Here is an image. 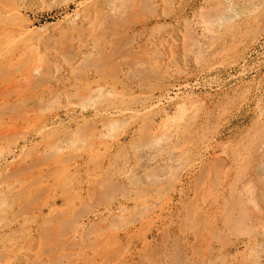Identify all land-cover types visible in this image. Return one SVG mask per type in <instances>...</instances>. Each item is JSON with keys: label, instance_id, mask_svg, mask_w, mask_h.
Listing matches in <instances>:
<instances>
[{"label": "rangeland", "instance_id": "obj_1", "mask_svg": "<svg viewBox=\"0 0 264 264\" xmlns=\"http://www.w3.org/2000/svg\"><path fill=\"white\" fill-rule=\"evenodd\" d=\"M2 1L0 264H264V220L243 198L264 161V0ZM29 64L41 71L15 83Z\"/></svg>", "mask_w": 264, "mask_h": 264}, {"label": "bare ground", "instance_id": "obj_2", "mask_svg": "<svg viewBox=\"0 0 264 264\" xmlns=\"http://www.w3.org/2000/svg\"><path fill=\"white\" fill-rule=\"evenodd\" d=\"M4 1H5V0H4ZM225 1H226V0H225ZM228 1H229V0H228ZM5 2H6V1H5ZM186 2H187V1H186ZM6 3H8V0H7ZM11 3H12V2H11ZM225 3H226V2H225ZM225 3L222 2V4H220V5H225ZM228 3H229V2H228ZM228 3H227V4H228ZM189 4H190V3H189ZM229 5H230V4H229ZM9 7H11L10 4H9V6H8V5H5V4L3 3V1L0 2V22H1L2 24L6 25V27H8L7 25L9 24L10 15H11L12 12H13V11H12L13 9H12V8H9ZM230 7H231V6H230ZM222 8H223V9H222V12H223V11L225 10V8H224L223 6H222ZM226 8L228 9V7H226ZM241 8H242V7H240V10H241ZM214 9L216 10V8H214ZM219 9H221V8H219ZM240 10H239V11H240ZM211 11H212V10H211ZM228 11H229V9H228ZM230 11H231V10H230ZM234 11H235V10H234ZM234 11H233V12H234ZM239 11H236V12H239ZM212 12H213V11H212ZM217 12H218V11H217ZM222 12H221V10H220V12H218V13H220V14L218 15V18L216 19V21H222V20H225V19L228 18V17L230 18L231 14L229 15L228 13H226V11H224L223 13H222ZM233 12H232V13H233ZM221 13H222V14H221ZM229 13H230V12H229ZM240 13H241V11H240ZM242 13H243V12H242ZM111 14H113L112 11H111V10H108L104 15H111ZM211 14L214 15V13H211ZM233 14H234V13H233ZM233 14H232V15H233ZM234 15H235V14H234ZM236 15H237V14H236ZM238 15H239V13H238ZM240 15H241V14H240ZM242 16H243V15H242ZM95 17H96V15H95ZM101 18H102V15H101ZM216 21H214V23H215ZM96 23H97V22H96ZM218 23H219V22H217L216 24H218ZM216 24H215V25H216ZM10 26H11V25H10ZM6 27H5V29H6ZM97 27H98V26H97ZM1 28H2V27H0V29H1ZM93 28H95V27H93ZM100 30H101V29H100ZM5 31H6V30H5ZM10 32H11V31H10ZM89 32H90V31H89ZM79 33H80V32H79ZM103 33H104V32H103ZM0 34H4L3 31H2V33L0 32ZM8 34H9V33H7V35H8ZM12 36H13V35H12ZM65 36H66V35H65ZM99 36H100V35H99ZM113 38H114V37H113ZM12 40H13V39H12ZM70 41H71V40H70ZM73 43H74V42H73ZM104 44H105V43H104ZM93 45H94V44H93ZM52 47H53V46H52ZM96 47L98 48L99 46H96ZM95 49H96V48H95ZM5 51H6V50H5ZM5 51H4V52H5ZM32 51H33V50H32ZM47 51H48V49H47ZM30 52H31V51H30ZM98 52H99V51H98ZM5 53H6V52H5ZM9 53H10V52H9ZM18 53H19V52H18ZM18 53H17V54H18ZM25 53H27V52H25ZM25 53H23V54H25ZM17 54L14 53V55H17ZM19 54H20V53H19ZM21 54H22V53H21ZM28 54H29V53H28ZM98 54H99V56H100V53H98ZM101 54H102V53H101ZM11 55H13V54H11ZM14 55H13V56H14ZM42 55H43V54H42ZM82 55H83V54H82ZM90 55H91V54H90ZM20 56H21V55H20ZM26 56H27V54H26ZM4 57H5V56H4ZM6 57H7V56H6ZM9 57H10V56H9ZM9 57H8V61H9ZM11 58H12V56H11ZM22 58H23V57H21L20 59H22ZM30 59H31V58H30ZM125 59H126V58H125ZM10 60H12V59H10ZM16 60H17V59H16ZM24 60H25V58H24ZM31 60H33V59H31ZM31 60H30L29 62H31ZM4 61H6V60H4ZM17 61H18V60H17ZM17 61H15V62H17ZM40 61H41V60H40ZM47 61H48V60H47ZM100 61H101V60H100ZM2 62H3V61H1V63H2ZM21 62H24V63H25V61H23V60H22ZM98 62H99V61H98ZM6 63H7V62H6ZM8 63H9V62H8ZM10 63H12V62H10ZM10 63H9V65H10ZM96 63H97V62H96ZM130 63H132V62H130ZM134 63H135V62H134ZM136 63H137V62H136ZM12 64H13V63H12ZM16 64H17V63H16ZM20 64L22 65V63H20ZM30 64H31V63H30ZM30 64H29V66H30L29 68H27V67H28V66H27L25 69L20 70L19 74H18V72H16V73L19 75V77H20L21 79H20L19 81H18V78H17V80L15 79V80H14L15 83H16V81H17V82H20L21 80H26L25 82L28 81V83H29V82L32 80L31 78H32L33 76H36V74L38 75L37 71H38V70L41 71L40 67H38V68H32V69H31V67H32L33 65L31 66ZM32 64H34V63H32ZM27 65H28V64H27ZM41 65H42V64H41ZM107 65H108V63H107ZM7 66H8V65H7ZM22 66H23V65H22ZM25 66H26V65H25ZM25 66H24V67H25ZM85 66H86V65H85ZM102 66H105V65L102 64ZM8 67H9V66H8ZM18 67H19V65H18ZM94 67H95V66H94ZM97 67H98V66H97ZM114 67H115V66H114ZM130 67H131V66H130ZM9 68H11V67H9ZM14 68H17V66L15 65ZM20 68H21V67H20ZM20 68H19V69H20ZM106 68H108V67H106ZM131 68H132V67H131ZM131 68H130V70H133V68H132V69H131ZM78 69H79V67H78ZM78 69H77V70H78ZM8 70H9V69H8ZM14 70H15V69H14ZM16 70H17V69H16ZM16 70H15V71H16ZM55 70H56V69H55ZM57 70H58V69H57ZM72 70H73V69H72ZM88 70H89V69H88ZM127 70H129V69H127ZM95 71H96V70H95ZM98 71L100 72L101 70H98ZM104 71H105V70H104ZM108 71H109V70H108ZM136 71H137V70H136ZM58 72H59V71H58ZM76 72H77V71H76ZM99 72H98V73H99ZM106 72H107V71H106ZM14 73H15V72H14ZM14 73H12V75H13ZM71 73H73V72H71ZM96 73H97V72H96ZM98 73H97V75H98ZM102 73H103V72H101L100 74H102ZM40 74H41V73H40ZM45 74H46V73H45ZM45 74H43V75H45ZM55 74H56V73H55ZM77 74H78V72H77ZM81 74H82V73H81ZM94 74H95V73H94ZM104 74H105V73H104ZM110 74H111V73H110ZM129 74H130V73H129ZM71 75H72V74H71ZM135 75H136V74H135ZM137 75H138V74H137ZM13 76H14V75H13ZM102 76H103V75H102ZM97 77H100V76H97ZM133 77H134V76H133ZM14 78H16V75H15ZM93 78H94V77H93ZM12 79H13V77H12ZM29 79H31V80H29ZM132 79H133V78H132ZM34 80H35V79H34ZM97 80H98V79H97ZM97 80H95V81H97ZM104 80H105V79H104ZM104 80H103V81H104ZM36 81H37V80H36ZM103 81H102V82H103ZM114 81H115V80H114ZM32 82H33V81H32ZM32 82H31V83H32ZM97 82L99 83V82H101V81H97ZM97 82H96V85H97ZM7 83H8V82H7ZM9 83H11V81H10ZM21 83H22V81H21ZM31 83H30V87H31ZM93 83H95V82L93 81ZM107 83H108V82H107ZM101 84H102V83H101ZM103 84H104V82H103ZM4 85H7V84H4ZM9 85H10V84H9ZM12 85L14 86L15 84L13 83ZM16 85H18V84H16ZM26 85H27V83H26ZM28 85H29V84H28ZM28 85H27V86H28ZM19 86H21V85H19ZM24 86H25V85H23L22 87L24 88ZM27 86H25V87H27ZM100 86H102V85H100ZM15 87H16V86H15ZM22 87H21V88H22ZM43 87H44V86H43ZM96 87H98V86H96ZM103 87H104V86H103ZM103 87H102V88H103ZM8 88H9V86H6V89L3 90V91H7ZM31 88H32V87H31ZM31 88L28 87V89H31ZM10 89H12V87H10ZM10 89L8 90L9 93L11 92ZM16 89H17V88H16ZM18 89H19V88H18ZM28 89H25V90L27 91ZM37 89H38V88H37ZM95 89H96V88H95ZM95 89H94V90H95ZM114 89H115V88H114ZM13 90H14V89H13ZM21 90H24V89H19L20 92H21ZM96 90H97V89H96ZM98 90H99V87H98ZM3 91H2V92H3ZM8 91H7V92H8ZM15 91H16V90H14V91L12 92V94L10 93V95H14V94H15ZM28 91H29V90H28ZM88 91H91V90H88ZM113 91H114V90H113ZM115 91H116V90H115ZM0 92H1V90H0ZM7 92H6V94H7ZM85 92H86V91H85ZM91 92H92V91H91ZM21 93L23 94V93H27V92L24 91V92H21ZM18 94H19V93H18ZM18 94L16 93V95H18ZM108 94H109V93H107V95H108ZM115 94L118 95L117 93H115ZM1 95L4 96V97H3L4 99H5V96L8 97V94L5 95V94L3 93V94H1ZM66 95H68V94H66ZM112 95H113V94H112ZM83 96H84V95H83ZM105 96H106V95H105ZM1 97H2V96H1ZM1 97H0V98H1ZM68 99H69V98H68ZM87 99H88V98H87ZM50 102H51V101H50ZM113 102H116V101H113ZM74 103H75V102H74ZM105 103H106V102H105ZM109 104H110V103H109ZM120 104H121V103H120ZM123 104H124V103H123ZM126 104H127V103H126ZM24 105H25V104H24ZM110 105H112V104H110ZM115 105H117V104H115ZM121 105H122V104H121ZM106 106H107V105H106ZM108 106H109V105H108ZM108 106H107V108H108ZM113 106H114V105H113ZM119 106H120V105H119ZM124 107H125V106H124ZM111 108H113V107L111 106ZM114 108H116V106H115ZM179 108H180V107H179ZM100 109H101V108H100ZM108 109H109V108H108ZM128 109H129V108H128ZM101 110H102V109H101ZM105 110H106V109H105ZM113 111H114V109H113ZM118 111H119V110H118ZM126 111H127V110H126ZM128 111H129V110H128ZM192 111H193V110H192ZM122 112H124V111L122 110ZM138 112H139V111H138ZM195 112L198 113L197 110H195ZM195 112H194V113H195ZM101 113H102V112H101ZM105 114H106V113H105ZM117 114H118V113H117ZM150 114H151V113H150ZM179 114H180V113H179ZM190 114H191V113H190ZM190 114H189V115H190ZM12 115H13V114H12ZM110 115H111V114H110ZM124 115H125V114H124ZM183 115H184V114H183ZM192 115H193V114H191V116H192ZM6 116H7V115H6ZM117 116H118V115H117ZM184 116H185V115H184ZM184 116H183V117H184ZM186 116H188V115H186ZM13 117H14V116H13ZM29 118H30V117H29ZM39 118H40V117H39ZM185 118H186V117H185ZM188 118H189V117H188ZM191 118H192V117H191ZM196 118L198 119V117H196ZM192 119H194V118H192ZM201 119H202V118H201ZM201 119H200V120H201ZM28 120H29V119H28V117H27V121H28ZM31 120H33V119H31ZM36 120H37V119H35V121H36ZM40 120H41V119H40ZM40 120H39V121H40ZM167 120H168V119H167ZM185 120H186V119H185ZM33 121H34V120H33ZM39 121H37V124L39 123ZM164 121H165V120H164ZM171 121H172V119H171ZM180 121H181V120H180ZM186 121H187V122H186ZM186 121H185L186 123L191 124L194 120H193V121L190 120V121H192L191 123L188 122L189 120H186ZM195 121H196V120H195ZM24 122H25V121H24ZM139 122H140V121H139ZM167 122H168V123H167ZM167 122H166V123L164 122L165 125H164V126H161L162 128L160 129V131H158V135L156 134V135L159 137V140H162V141H164L165 143L170 142V141L172 140L171 138H170V139H171V140H170L169 137H171V135H172L171 133H173V128H174V130H175V127H174L175 124L172 125L173 122H172V123L169 122V121H167ZM175 122H176V121H174V123H175ZM15 123H16V122H15ZM20 123H21V122H20ZM43 123H44V122H43ZM186 123H185V124H186ZM194 123H195V122H194ZM198 123H199V121H198ZM17 124H18V123H17ZM25 124H26V123H25ZM37 124H36V126H37ZM39 124H40V123H39ZM185 124H184V125H185ZM200 124H201V123H200ZM200 124H199V125H200ZM9 125H10V124H9ZM162 125H163V124H162ZM186 125H187V124H186ZM1 126H2V125H1ZM7 126H8V125H7ZM13 126H14V125H13ZM15 126H16V125H15ZM19 126H20V125H19ZM138 126H139V125H138ZM177 126H179V125H177ZM188 126H189V125H188ZM194 126H196V125L194 124ZM194 126H193V127H194ZM2 127H3V126H2ZM2 127H1V128H2ZM142 127H143V126H142ZM185 127H186V126H185ZM191 127H192V124H191ZM199 127H201V126H199ZM4 128H5V127H4ZM7 128H8V127H7ZM14 128H15V127H14ZM139 128H140V127H139ZM158 128H160V124H159V127H158ZM176 128H177V127H176ZM186 128H187V127H186ZM188 128H189V127H188ZM196 128H197V130H198V127H197V126H196ZM145 129H146V128H145ZM26 130H27V129H26ZM107 130H108V129H107ZM137 130H138V129H137ZM137 130H136V131H137ZM155 130H156V129H155ZM182 130H183V129H182ZM186 130H187V129H186ZM195 130H196V129H195ZM200 130H201V129H200ZM139 131H140V129L138 130V132H139ZM142 131H143V130H141V132H142ZM151 131H153V130L151 129ZM151 131H150V132H151ZM183 131H184V130H183ZM193 131H194V130H193ZM145 132H146V131H145ZM145 132H142V134L145 133ZM156 132H157V131H156ZM177 132H178V131H177ZM177 132H176V133H177ZM185 132H187V131H185ZM185 132H184V133H185ZM198 132H199V131H198ZM198 132H197V133H198ZM7 133H8V132H7ZM154 133H155V132H154ZM154 133H153V135H155ZM174 133H175V131H174ZM179 133L181 134L182 132L179 131ZM187 133H188V132H187ZM195 133H196V132H195ZM135 134H136V133H135ZM147 135H148V134H147ZM150 135H151V134H150ZM150 135H149V136H150ZM156 135H155V136H156ZM185 135H186V134H185ZM190 135H191V134H190ZM143 136H145V135H143ZM177 136H178V134H177ZM179 136H180V135H179ZM181 136H183V134H182ZM153 137H154V136H153ZM185 137L188 138V135L185 136ZM185 137H184V138L182 137V138L185 139ZM191 137H193V136H191ZM147 138L149 139V137H147ZM147 138H146V139H147ZM173 138H174V137H173ZM175 138H176V137H175ZM177 138H178V139H181L180 137H177ZM177 138H176V139H177ZM66 139H67V138H66ZM143 139H144V137H143ZM146 139H144V140H146ZM148 139H147V140H148ZM150 139H151V138H150ZM200 139H201V138H200ZM147 140H146V141H147ZM188 140H189V139H188ZM193 140H194V139H192V141H193ZM196 140H197V139H196ZM196 140H195V141H196ZM261 140L263 141L264 138L261 139ZM68 141H69V140H68ZM103 141H104V140H103ZM138 141H139V140H138ZM146 141H144V142L146 143ZM152 141H153V139H152ZM177 141H178V140H177ZM197 141H198V140H197ZM197 141H196V142H197ZM259 141H260V139H259ZM259 141H258V142H259ZM140 142H141V141H140ZM140 142H139V143H140ZM142 142H143V141H142ZM142 142H141V143H142ZM153 142L155 143V141H153ZM196 142H195V143H196ZM199 142H200V141H199ZM260 142H261V141H260ZM69 143H70V142H69ZM145 143H144V144H145ZM159 143H160V142H159ZM159 143H157V144H159ZM178 143H180V141H179ZM187 143H188V142H187ZM262 143H264V142H262ZM146 144H147V143H146ZM157 144H156V145H157ZM160 144H162V143H160ZM168 144H169V143H168ZM171 144H172V143H171ZM181 144H182V143H181ZM181 144H180V146H181ZM256 144H257V143H256ZM142 145H143V144H142ZM163 145H164V144H163ZM184 145L188 147V145H192V143L189 142L188 145H186V144L184 143ZM184 145H183V146H184ZM263 145H264V144H263ZM263 145H262V146H263ZM138 146H139V145H138ZM144 146H146V147H144V150H145V151L143 150V152H146V151H147V152L149 153V152L153 149V146H154V145L152 144V142H150V144H147V145H144ZM157 146H158V145H157ZM185 146H184V150H185ZM168 147H169V145H168ZM175 147L177 148V147H179V146H175ZM136 148H138V147H136ZM163 148H164V147H163ZM176 148H173V149L178 150V149H176ZM182 148H183V147H182ZM182 148L180 147V149H182ZM248 148H249V146H248ZM251 148L253 149L252 146H251ZM259 148H261V145H260ZM173 149H172V150H173ZM189 149H190V148H189ZM263 149H264V147H263ZM170 150H171V149H170ZM244 150L246 151V148H244ZM248 150H249V149H248ZM250 150H251V149H250ZM250 150H249V151H250ZM255 150H256V149H255ZM255 150H254V151H255ZM91 151H92V150H91ZM138 151H139V150H138ZM173 151H174V150H173ZM189 151H190V150H189ZM256 151H257V150H256ZM258 151H259V150H258ZM134 152H136V151H134ZM139 152H140V151H139ZM156 152H157V150L155 151V153H156ZM179 152H180V151H179ZM250 152H252V151H250ZM169 153H170V152H169ZM175 153H176V151H175ZM185 153H186V152H185ZM185 153H184V154H185ZM145 154H147V153H145ZM260 154H261V153H260ZM45 155H46V154H45ZM141 155H142V154H141ZM169 155H170V154H169ZM169 155H167V156H169ZM133 156H135V155H133ZM150 156H151L152 158H150L149 156H147L148 158H150V159H148V161H151L150 163H153L152 160L154 159V157H153L152 154H151ZM155 156H157V155H155ZM249 156H250V155H249ZM255 156H257V155H255ZM258 156L260 157V155H258ZM70 157H71V156H70ZM136 157H137L136 159H142L141 157L138 158V153H137V156H136ZM156 158H157V157H156ZM156 158H155V159H156ZM249 158H250V160H253V159H254V157H252L253 159H251V156H250ZM249 158H248V160H249ZM34 159H35V158H34ZM145 159H146V158H145ZM169 159H170V157H169ZM169 159H168V160H169ZM174 159H177V158H174ZM261 159H262V158H261ZM171 160H172V159H171ZM171 160H170V161H171ZM248 160H247V161H248ZM258 160H259V159H258ZM81 161H82V160H81ZM138 161H140V160H138ZM141 161H142V160H141ZM153 161H155V160H153ZM160 161H162V160L160 159ZM170 161H169V163L171 164ZM60 162H61V161H60ZM125 162H126V161H125ZM135 162H136V161H135ZM145 162H146V161H145ZM157 162H158V161H157ZM248 162H249V161H248ZM251 162H252V161H251ZM255 162H256V161H255ZM258 162H259V161H258ZM169 163H168V164H169ZM253 163H254V162H253ZM253 163H252V164H253ZM114 164H115V163H114ZM138 164H139V163H138ZM138 164H137V165H138ZM147 164H148V163L146 162V166H149V165H147ZM158 164H159V163H158ZM163 164H164V163H163ZM170 164H169V165H170ZM189 164H190V163H189ZM141 165H143V161H142V164H141ZM154 165H155V164H154ZM164 165H165V164H164ZM249 165H251V164H248V166H249ZM132 166H133V165H132ZM158 166H159V165H158ZM160 166L163 167L162 165H160ZM160 166H159V167H160ZM248 166H247V167H248ZM251 166H252V165H251ZM12 167H13V166H12ZM12 167H11V168H12ZM16 167H17V166H16ZM137 167H138V170H140V169H139L140 164H139ZM150 167H151V166H150ZM172 167H173V166H172ZM192 167H193V166H192ZM198 167H199V166H198ZM201 167H202V166H201ZM201 167H200V168H201ZM257 167H258V168H257V171H256L257 173H256V175H255L256 177L254 178V181L251 180V181L253 182V186H254V187H252L253 189L251 188L252 190H251L250 192H246V193H245L246 196L244 195L243 198H247V201H248V202H247V205L249 204V205H250L249 207H253V208H254V209H252L254 213H252V211H251V214H252V215L254 214L253 218L255 217V218L257 219V221L259 222V221H263V220H264V161L262 160V162L260 163V165L257 166ZM30 168H31V167H30ZM156 168H157V166H156ZM156 168H155V170H158V169H156ZM22 169H23V168H22ZM142 169H143V168H142ZM147 169H148V168H147ZM147 169H146V170H147ZM203 169L205 170V168H203ZM252 169H253V167H252ZM25 170H26V169H25ZM132 170H133V169H132ZM155 170L153 169V173H154ZM195 170H196V168H195ZM248 170H249V169H248ZM198 171H199V170H198ZM200 171H201V170H200ZM251 171H252V170H251ZM132 172H133V171H132ZM138 172H139V171H138ZM148 172H149V173H148ZM148 172H147V176H148V174H150L151 170L149 169ZM159 172H160V171H159ZM188 172H189V171H188ZM201 172H203V170H202ZM30 173H31V172H30ZM140 173H141V172H140ZM145 173H146V172H145ZM153 173H151V175H152ZM189 173H190V172H189ZM198 173H199V172H198ZM246 173H248V171H246ZM246 173H245V174H246ZM143 174H144V173H143ZM191 174H192V173H191ZM252 174H253V173H252ZM254 174H255V173H254ZM129 175H130V174H129ZM139 175H140V174H139ZM144 175H145V174H144ZM154 175H155V173H154ZM197 175H198V174H197ZM204 175H205V174H204ZM247 175H248V174H247ZM250 175H251V174H250ZM250 175H248V176H247L248 178L246 177V179H249V176H250ZM19 176H20V175H19ZM108 176H109V175H108ZM112 176H113V175H112ZM140 176L142 177V175H140ZM140 176H139V177H140ZM168 176H169V175H168ZM193 176H194V175H193ZM202 176H203V175H202ZM242 176L244 177V175H242ZM242 176H241V177H242ZM252 176H253V175H252ZM155 177H156V175L154 176V178H155ZM195 177H196V176H195ZM209 177H210V176H209ZM145 178H146V176H145ZM156 178H158V177H156ZM197 178H198V176H197ZM237 178H238V177H237ZM239 178H240V176H239ZM239 178H238V180H239ZM34 179H35V178H34ZM34 179H33L32 181H34ZM38 179H39V177H38ZM38 179H37V180H38ZM42 179H43V178H42ZM143 179H144V177H143ZM146 179H147V178H146ZM149 179H153V175H152L151 178L149 177ZM149 179H148V180H149ZM191 179H192V178H191ZM199 179H200V178H199ZM203 179H204V178H203ZM252 179H253V178H252ZM45 180H46V179H45ZM154 180H156V179H154ZM185 180H186V179H185ZM195 180H196V178H195ZM230 180H231V179H230ZM230 180H229V181H230ZM232 180H233V179H232ZM235 180H236V179H235ZM240 180H242V179H240ZM40 181H41V180H40ZM43 181H44V180H43ZM182 181H183V180H182ZM186 181H187V180H186ZM199 181H201V180H199ZM199 181L197 180L196 182H199ZM109 182H110V181H109ZM133 182H134V181H133ZM141 182H142V181H141ZM146 182H149V181H146ZM146 182H145V183H146ZM152 182H153V180H152ZM202 182H204V181H202ZM233 182H234V180H233ZM238 182L240 183V181H238ZM238 182L236 181V183H238ZM29 183H30V182H29ZM35 183H38V181L35 182ZM35 183H34V184H35ZM100 183H101V182H100ZM142 183H144V182H142ZM189 183H190V181H189ZM191 183H192V182H191ZM191 183H190V184H191ZM230 183H231V182H230ZM140 184H141V183H140ZM186 184H187V182H186ZM227 184H228V183H227ZM227 184H226V186H227ZM232 184H233V183H232ZM234 184H235V183H234ZM47 185H48V184H47ZM101 185H102V184H101ZM103 185H104V184H103ZM156 185H157V184H156ZM183 185H184V184H183ZM191 185H192V184H191ZM193 185L195 186L194 183H193ZM244 185H245V184H244ZM22 186H23V185H22ZM54 186H55V185H54ZM54 186H53V187H54ZM149 186H150V185H149ZM184 186H185V185H184ZM228 186H229V185H228ZM234 186H236V185H234ZM25 187H27V185H26ZM34 187H35V186H34ZM53 187H52V188H53ZM102 187H103V186H102ZM131 187H132V186H131ZM186 187H187V186H186ZM186 187H185V188H186ZM188 187H189V186H188ZM188 187H187V189H188ZM223 187H224V186H223ZM229 187H230V186H229ZM232 187H233V186H232ZM238 187L240 188V186H238ZM238 187H237V188H238ZM241 187H243V185H242ZM107 188H108V187H107ZM107 188H106V189H107ZM181 188H182V187H181ZM189 188H190V187H189ZM205 188H206V187H204V190H205ZM246 188H247V187H246ZM248 188H249V190H250V187H248ZM23 189H25V188H23ZM31 189H32V188H31ZM97 189H98V188H97ZM139 189H140V188H139ZM163 189H164V188H163ZM207 189H208V188H207ZM221 189H222V188H221ZM233 189H234V188H233ZM235 189H236V188H235ZM29 190H30V189H29ZM52 190H54V189H52ZM128 190H129V189H128ZM227 190H228V189H227ZM241 190H242V189H241ZM27 191H28V190H27ZM27 191H26V192H27ZM38 191H39V190H38ZM38 191H37V192H38ZM48 191H49V190H48ZM144 191H145V190H144ZM188 191H189V190H188ZM188 191H187V192H188ZM190 191H191V190H190ZM192 191H193V190H192ZM199 191H200V190H199ZM202 191H203V190H202ZM202 191H201V192H202ZM211 191H212V189H211ZM242 191H245V190H242ZM20 192H21V191H20ZM111 192H112V191H111ZM182 192H183V191H182ZM184 192H185V191H184ZM204 192H205V191H204ZM40 193H41V192H40ZM50 193H51V192H50ZM50 193H49V194H50ZM126 193H127V192H126ZM145 193H147V191H146ZM198 193H199V192H198ZM198 193H197V195H198ZM221 193H222V192H221ZM230 193H231V192H230ZM236 193H237V192H236ZM183 194H184V193H183ZM188 194H189V192H188ZM207 194L209 195V197H211V196L213 195V194H211V196H210V191H209V193H207ZM219 194H220V193H219ZM224 194H225V193H224ZM224 194H223V195H224ZM227 194H229V192H228ZM241 194H243V193H241ZM3 195H4V194H3ZM34 195H35V194H34ZM184 195H185V194H184ZM205 195H206V194H205ZM208 195H206V196H208ZM220 195H221V194H220ZM233 195H234V194H233ZM235 195H236V194H235ZM238 195L240 196V193H238ZM0 196H1V195H0ZM124 196H125V195H124ZM187 196H188V195H187ZM187 196H186V197H187ZM200 196H201V195H199L198 197H200ZM221 196H222V195H221ZM227 196H228V195H227ZM231 196H232V195H231ZM236 196H237V195H236ZM1 197H2V196H1ZM179 197H180V196H179ZM203 197H204V196H203ZM187 198H188V197H187ZM192 198H193V197H192ZM194 198H195V197H194ZM222 198H223V197H222ZM231 198L233 199L234 197H231ZM231 198H229V199H231ZM241 198H242V197H240L239 199H241ZM105 199H106V198H105ZM105 199H104V200H105ZM184 199H185V198H184ZM200 199H201V198H200ZM207 199H208V197H207ZM216 199H217V198H216ZM229 199H227V200L229 201ZM232 199H231V200H232ZM234 199H235V198H234ZM1 200H2V199H1ZM167 200H168V199H167ZM170 200H171V199H170ZM178 200H179V199H178ZM181 200H182V199H181ZM186 200H187V199H186ZM188 200H190V199L188 198ZM188 200H187L186 202H188ZM205 200H206V198H204V200H202V201L205 203V202L207 201V200H206V201H205ZM214 200H215V199H214ZM222 200H224V199H222ZM222 200H221V201H222ZM227 200H225V201H227ZM242 200H243V199H242ZM245 200H246V199H245ZM11 201H12V200H11ZM196 201H197V200H196ZM196 201H195V202H196ZM202 201H201V202H202ZM211 201H212V200H211ZM234 201H235V200H234ZM234 201L232 200V202H234ZM236 201H237V199H236ZM5 202H6V201H5ZM171 202H172V201H171ZM173 202H174V201H173ZM175 202H176V201H175ZM192 202H193V201H192ZM192 202H190V203L194 205V203H192ZM198 202H199V199H198ZM222 202H223V201H222ZM230 202H231V201H229L228 204H229ZM241 202H242V201H241ZM44 203H45V202H44ZM90 203H91V202H90ZM100 203H101V202H100ZM212 203H213V202H212ZM216 203H217V201H216ZM223 203H224V202H223ZM223 203H222V204H223ZM234 203H235V202H234ZM243 203H244V201H243ZM12 204H13V203H12ZM157 204H158V203H157ZM171 204H172V203H171ZM177 204H181V203H177ZM188 204H189V202H188ZM213 204H214V203H213ZM232 204H233V203H232ZM236 204H238V202L235 203V204H233V205L236 206ZM245 204H246V201H245ZM153 205H154V204H153ZM174 205H175V204H174ZM189 205H190V204H189ZM189 205H188V206H189ZM217 205H218V204H217ZM220 205H221V204H220ZM226 205H227V204L224 203V206H226ZM230 205H231V204H230ZM230 205H229V206H230ZM238 205H240V207L242 206V204H238ZM238 205H237V208L239 209V206H238ZM7 206H8V205H7ZM150 206H151V205H150ZM181 206H182V205H181ZM183 206H184V205H183ZM185 206H186V204H185ZM185 206H184V207H185ZM199 206H200V204H199ZM213 206H215V205H213ZM244 206H245L246 208L248 207V206H246V205H243V208H244ZM173 207H174V206H173ZM190 207H191V206H190ZM196 207H197V205H196ZM210 207H211V206H210ZM210 207H208V208L210 209ZM215 207H216V206H215ZM217 207H219V206H217ZM188 208H189V207H188ZM197 208H198V207H197ZM202 208H203V207H202ZM202 208H201V209H202ZM206 208H207V207H206ZM212 208H213V207H212ZM237 208H236V209H237ZM51 209H52V208H51ZM144 209H145V208H144ZM146 209H147V208H146ZM146 209H145V211H146ZM149 209H150V208H149ZM170 209H171V208H170ZM174 209H175V208H174ZM191 209H193V207H192ZM191 209L189 208V211H191ZM195 209H196V208H195ZM201 209H200V210H201ZM214 209H215V208H214ZM216 209H217V208H216ZM216 209H215V210H216ZM226 209H227V208H226ZM226 209H225V210H226ZM240 209H241V208H240ZM125 210H126V209H125ZM186 210H187V209H186ZM202 210H203V209H202ZM204 210H205V209H204ZM211 210H212V209H211ZM211 210H210V211H211ZM218 210H219V209H218ZM225 210H224V211H225ZM243 210H244V209H243ZM243 210H241V212H240L241 214H242V211H243ZM246 210H247V209H246ZM246 210L244 211V213H246ZM145 211H144V212H145ZM182 211L184 212V210H182ZM189 211H188V212H189ZM208 211H209V210H208ZM222 211H223V210H220V212H222ZM227 211H230V210L227 209ZM231 211H232V210H231ZM233 211H234V210H233ZM233 211H232V212H233ZM236 211H238V210H236ZM3 212H4V211H3ZM52 212H53V211H52ZM105 212H106V211H105ZM168 212H169V211H168ZM191 212H192V211H191ZM202 212H203V211H202ZM206 212H207V211H206ZM212 212H213V210L211 211V213H212ZM247 212H248V210H247ZM126 213H127V212H126ZM192 213H193V212H192ZM197 213H199V212H197ZM209 213H210V212H209ZM234 213H236V212L234 211ZM20 214H21V213H20ZM171 214H172V213H171ZM185 214H188L187 211L185 212ZM215 214H216V213H215ZM217 214H218V213H217ZM220 214H221V213H220ZM220 214H218V215L221 216L222 214H221V215H220ZM223 214H224V213H223ZM231 214H232V213H231ZM172 215H173V214H172ZM179 215H181V214H179ZM197 215H198V214H197ZM206 215H207V214H206ZM206 215H205V216H206ZM235 215H237V213H236ZM245 215H247V214H245ZM252 215H251V217H252ZM190 216H191V215H190ZM200 216H201V215H200ZM208 216H209V215H207V217H208ZM231 216H232V215H231ZM237 216H238V219H239V216H241V215L238 214ZM107 217H108V216H107ZM160 217H161V216H160ZM194 217H195V216H194ZM194 217H193V219H196V218H194ZM198 217H199V216H198ZM224 217H225V216H224ZM234 217H235V216H234ZM242 217H243V216H242ZM191 218H192V216H191ZM202 218H203V213H202ZM231 218H232V217H231ZM226 219H227V218H226ZM235 219H237V218H235ZM238 219H237V220H238ZM240 219L242 220V218H240ZM247 219H248V218H247ZM249 219H250V218H249ZM86 220H87V219H86ZM124 220H125V219H124ZM128 220H129V219H128ZM188 220H190V217L188 218ZM213 220H214V219H213ZM215 220H216V217H215ZM233 220H234V219H233ZM233 220H232V221H233ZM45 221H46V220H45ZM120 221H121V220H120ZM203 221H204V220H203ZM222 221H223V219H222ZM229 221H230V220H229ZM232 221H230V222H232ZM234 221H235V220H234ZM244 221H246V220H244ZM253 221H255V219H254ZM253 221H252V222H253ZM181 222H183V221L181 220ZM188 222H189V221H188ZM195 222H196V221H195ZM197 222H199V221H197ZM205 222H206V221H205ZM216 222L218 223L217 220H216ZM225 222H226V221H225ZM236 222H237V221H236ZM238 222H239V221H238ZM258 222H257V223H258ZM50 223H51V222H50ZM172 223H173V222H172ZM186 223H187V221H186ZM199 223H200V222H199ZM208 223H209V222H208ZM208 223H207V224H208ZM227 223H228V222H227ZM232 223H233V222H232ZM232 223H231V224H232ZM239 223H240V222H239ZM242 223H243V222H242ZM255 223H256V221H255ZM255 223H253V224L256 226ZM196 224H197V223H196ZM201 224H202V223H201ZM201 224H200V225H201ZM205 224H206V223H205ZM207 224H206V225H207ZM209 224H210V223H209ZM220 224H221V221H220ZM224 224H225V223H224ZM236 224H237V223H236ZM262 224H263V223H262ZM262 224H260V225H262ZM194 225H195V223H194ZM203 225H204V224H202V226H203ZM206 225H205V227H206ZM215 225H216V224H215ZM228 225H229V224H228ZM94 226H95V224H94ZM108 226H109V225H108ZM207 226H209V225H207ZM250 226H252L251 223H250ZM255 226H254V228H255ZM48 227H49V226H48ZM84 227H85V226H84ZM179 227H180V226H179ZM205 227H204V229H205ZM211 227H212V226H211ZM216 227H217V226H216ZM234 227H235V225H234ZM242 227H243V226H242ZM252 227H253V226H252ZM263 227H264V226H263ZM263 227H262V228H263ZM213 228H214V226H213ZM217 228H218V227H217ZM230 228H231V227H230ZM246 228H247V227H246ZM257 228H258V226H257ZM259 228H260V227H259ZM259 228H258V229H259ZM97 229H99V228H97ZM104 229H105V228H104ZM204 229H203V230H204ZM227 229H228V228H227ZM43 230H44V229H43ZM75 230H76V229H75ZM249 230H250V229H249ZM262 230H263V229H262ZM99 231H100V230H99ZM109 231H110V230H109ZM111 231H112V230H111ZM193 231H194V230H193ZM198 231H199V230H198ZM208 231H209V232H208L209 234L211 233L210 231L214 232V230H208ZM244 231H245V230H244ZM247 231H248V230H247ZM47 232H48V231H47ZM47 232H46V233H47ZM112 232H113V231H112ZM206 233H207V229H206ZM82 234H83V233H82ZM211 234H212V233H211ZM195 235H196V234H195ZM44 236H45V235H44ZM196 236H197V235H196ZM198 236H199V235H198ZM198 236H197V237H198ZM201 236H203V233H202ZM204 236H205V235H204ZM83 237H84V236H83ZM72 238H73V237H72ZM207 238H208V237H207ZM210 238H211V237H210ZM3 239H4V238H3ZM73 239H75V238H73ZM99 239H100V238H99ZM200 239H201V238H200ZM211 239H212V238H211ZM252 239H253V238H252ZM252 239H251V240H252ZM40 240H41V239H40ZM48 240H50V239H48ZM48 240H47V241H48ZM58 240H59V239H58ZM129 240H130V239H129ZM202 240L205 241L204 239H202ZM253 240H254V239H253ZM41 241H42V240H41ZM245 241H246V240H245ZM247 241H249V240H247ZM251 242H252V241H251ZM255 242H256V241H255ZM61 243H62V242H61ZM243 243H244V242H243ZM252 243H253V242H252ZM70 244H71V243H70ZM94 244H95V243H94ZM200 244H201V243H200ZM205 244H206V241H205ZM249 244H250V242H249ZM42 245H43V244H42ZM67 245H69V244H67ZM96 245H97V244H96ZM96 245H95V246H96ZM208 245H210V243H209ZM254 245H255V244H254ZM254 245H253V246H254ZM210 246H211V245H210ZM239 246H240V245H239ZM245 246H248V245H245ZM92 247H93V246H92ZM237 247H238V246H237ZM251 247H252V246H251ZM246 248H247V247H246ZM246 248H245V250H246ZM31 249H32V247H31ZM31 249H30V250H31ZM84 249H85V248H84ZM200 250H201V249H200ZM206 250H207V249H206ZM206 250H205V251H206ZM212 250H213V249H212ZM212 250H211V251H212ZM58 251H59V250H58ZM225 251H226V250H225ZM240 251H241V250H240ZM168 252H169V251H168ZM201 252H202V251H201ZM234 252H236V251H234ZM237 252H238V251H237ZM256 252H257V250H256ZM208 253H209V252H208ZM238 253H239V252H238ZM244 254H245V253H244ZM180 255H181V254H180ZM227 255H228V254H227ZM239 255H240V254H239ZM257 255H259V254H257ZM260 255H261V254H260ZM260 255H259V257H260ZM262 255H263V254H262ZM241 257H242V256H241ZM241 257H240V258H241ZM42 258H43V257H42ZM65 258H66V257H65ZM235 258H236V256H235ZM256 258H257V256H256ZM50 259H51V258H50ZM106 259H108V257H107ZM263 259H264V258H263ZM41 260H42V259H41ZM56 260H57V258H56ZM101 260H102V259H101ZM229 260H230V259H229ZM235 260L237 261V259H235ZM239 260H240V259H239ZM260 260H261V258H260ZM39 261H40V260H39ZM60 261H61V260H60ZM186 261H187V260H186ZM216 261H217V260H216ZM31 262H32V261H31ZM49 262H50V261H49ZM51 262H52V261H51ZM237 262H238V261H237ZM237 262H236V263H237ZM241 262H242V261H241ZM241 262H240V263H241ZM247 262H248V261H247ZM258 262H259V260H258ZM106 263H108V262H106ZM240 263H237V264H240ZM259 263H264V262L261 261V262H259ZM231 264H233V262H232ZM242 264H244V263H242ZM247 264H248V263H247ZM250 264H251V263H250Z\"/></svg>", "mask_w": 264, "mask_h": 264}]
</instances>
